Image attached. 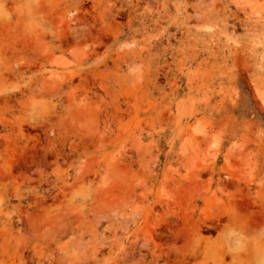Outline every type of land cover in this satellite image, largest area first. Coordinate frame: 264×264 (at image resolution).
Wrapping results in <instances>:
<instances>
[{
    "label": "rangeland",
    "instance_id": "1",
    "mask_svg": "<svg viewBox=\"0 0 264 264\" xmlns=\"http://www.w3.org/2000/svg\"><path fill=\"white\" fill-rule=\"evenodd\" d=\"M0 264H264V0H0Z\"/></svg>",
    "mask_w": 264,
    "mask_h": 264
}]
</instances>
